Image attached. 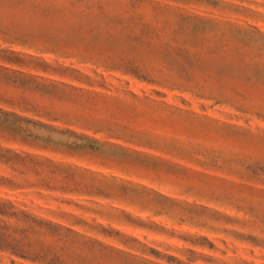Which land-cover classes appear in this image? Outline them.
Masks as SVG:
<instances>
[{
    "label": "rangeland",
    "instance_id": "rangeland-1",
    "mask_svg": "<svg viewBox=\"0 0 264 264\" xmlns=\"http://www.w3.org/2000/svg\"><path fill=\"white\" fill-rule=\"evenodd\" d=\"M0 264H264V0H0Z\"/></svg>",
    "mask_w": 264,
    "mask_h": 264
}]
</instances>
